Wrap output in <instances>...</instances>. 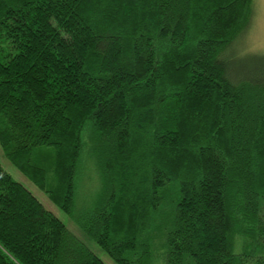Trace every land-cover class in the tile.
<instances>
[{
    "label": "trees",
    "instance_id": "obj_1",
    "mask_svg": "<svg viewBox=\"0 0 264 264\" xmlns=\"http://www.w3.org/2000/svg\"><path fill=\"white\" fill-rule=\"evenodd\" d=\"M257 17L256 0H0L5 159L117 264H264ZM0 264L106 263L0 162Z\"/></svg>",
    "mask_w": 264,
    "mask_h": 264
},
{
    "label": "rangeland",
    "instance_id": "obj_2",
    "mask_svg": "<svg viewBox=\"0 0 264 264\" xmlns=\"http://www.w3.org/2000/svg\"><path fill=\"white\" fill-rule=\"evenodd\" d=\"M256 1H257L258 17L256 21L255 33L257 35V39L254 40L253 43L257 42L255 48L259 49L260 46L264 47V0H256ZM252 54L263 55L264 49H260L256 52H253ZM0 162L3 164L5 170L9 172L16 181L20 182L26 188H28L44 204V206L49 211L53 212L58 218H60L63 222H65L69 230L74 235H76L82 242H84L89 247V249L92 252H94L95 255L100 257L106 264H117L93 240L85 236L79 229L78 225L75 226V224L71 221L70 217L48 199V196L45 192H43L40 188L34 185L26 176L20 173L9 161L5 159L1 146H0ZM88 165H89L88 168L89 173L86 170L87 164H84L83 181L81 184V188L79 189V198L82 203L88 201V198L90 199V197L94 195L98 186L97 177L92 170L94 167V163L91 158L89 159Z\"/></svg>",
    "mask_w": 264,
    "mask_h": 264
}]
</instances>
